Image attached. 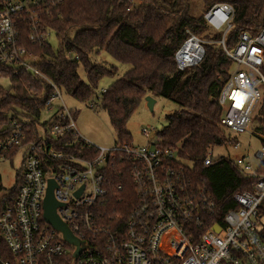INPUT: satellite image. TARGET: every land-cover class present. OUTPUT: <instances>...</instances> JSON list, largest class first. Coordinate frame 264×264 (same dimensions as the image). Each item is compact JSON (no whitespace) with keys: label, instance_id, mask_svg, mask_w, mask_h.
I'll list each match as a JSON object with an SVG mask.
<instances>
[{"label":"built area","instance_id":"obj_1","mask_svg":"<svg viewBox=\"0 0 264 264\" xmlns=\"http://www.w3.org/2000/svg\"><path fill=\"white\" fill-rule=\"evenodd\" d=\"M44 7L45 0H0V63L49 83L52 92L44 111L49 116L44 122L58 119L46 130L39 128V137L31 140L22 123L9 117L10 134L0 142V160L17 150L23 175L14 205L0 214V237L11 255L1 263L264 264V172L259 170L264 148L256 155L257 167L247 157L230 161L248 178L249 189L220 204L190 175L191 167L176 148L151 137L156 134L153 128L142 129V145L132 141L113 148L95 146L77 130L63 101L65 93L41 73L38 64L43 57L24 46L25 41L42 46L56 40L55 33L41 25L39 10ZM233 14L229 4H215L204 20L212 33L222 34L215 43L233 63L218 100L220 126L244 134L264 99V27L254 36L241 33L228 50L225 37ZM205 43L187 31L174 56L177 69L198 66L205 57ZM212 148L203 160L206 167L217 160ZM116 162L122 178L132 183V193L123 185L114 187L109 174ZM50 180L56 184L58 216L86 245L77 258L76 247L44 218Z\"/></svg>","mask_w":264,"mask_h":264},{"label":"trees","instance_id":"obj_2","mask_svg":"<svg viewBox=\"0 0 264 264\" xmlns=\"http://www.w3.org/2000/svg\"><path fill=\"white\" fill-rule=\"evenodd\" d=\"M198 1L203 13L194 16L192 3ZM45 0L39 10L41 25L51 29L58 48L51 44L24 46L43 57L38 67L61 91L79 103L96 99L93 108L108 115L118 142L132 143L127 122L142 101L151 96L179 106L167 115V125L157 131L165 147H174L190 168L199 185L208 187L220 204L249 189V180L236 171L228 160L217 159L206 167L203 160L209 148L225 145L228 140L220 126L222 108L219 96L226 85L232 61L215 44L221 33H212L204 20L205 12L215 4H229L234 14L225 37L228 50L235 47L239 35H256L264 27V0ZM187 31L206 42L205 57L196 67L179 71L175 53L187 39ZM105 51L120 66L131 69L120 74L119 66L95 63L93 58ZM83 68L86 81L79 70ZM264 72V69H263ZM100 94L102 80L114 79ZM2 80L8 84L3 85ZM52 87L45 80L26 72H15L0 63V142L9 137V117L22 123L29 139L38 129H47L58 119L41 122ZM254 131L264 137V99L253 117ZM6 128V129H5ZM48 137H52L48 134ZM71 137V136H69ZM18 151L5 155L12 161ZM190 162L191 165H188ZM109 174L114 187L123 185L132 193V183L118 171ZM264 172V163L260 167ZM23 164L16 172L12 188L4 189L0 176V214L14 205L22 183ZM116 203V198L113 199ZM231 206H227V209ZM11 255L0 237V264Z\"/></svg>","mask_w":264,"mask_h":264},{"label":"rangeland","instance_id":"obj_3","mask_svg":"<svg viewBox=\"0 0 264 264\" xmlns=\"http://www.w3.org/2000/svg\"><path fill=\"white\" fill-rule=\"evenodd\" d=\"M141 1L136 0L135 3L140 4ZM191 13L194 16L203 13V7L200 2L194 1L192 3ZM52 45L54 50L58 48V43L54 39H52ZM93 61L95 63H103L108 67L119 66L121 67L120 74L131 69L128 65L120 66L105 51H102L99 56H95ZM79 73L82 80L86 81V74L83 68H80ZM120 77L121 75H117L114 79L105 78L102 80L97 93L100 94L113 81ZM1 82L3 85L8 84L4 80ZM155 100L156 104L154 109L150 111L144 99L127 122V130L132 136L133 143L136 145H142L146 142L145 136L141 133L142 129L153 128L156 132L162 130L167 125V115L179 109L178 105L169 100L163 98H155ZM63 101L70 111H72L76 128L85 139L95 146L102 148H113L118 143L117 137L110 125L108 115L105 112H100L93 108L96 99L82 104L64 94ZM48 116V113H43L40 118L41 122H44ZM254 125L255 122L252 120L250 130L244 134H237L228 129H224L229 142L224 146L212 148V158L215 160L223 159L236 162L238 159L247 157L253 167H257L260 161L256 158V155L264 148V137L254 131ZM151 137H155L153 133ZM235 145H239V147L235 148ZM22 161L21 153H18L12 161L8 159L0 160L1 185L5 190L13 187L16 172L20 169ZM187 164L191 165L190 162H187Z\"/></svg>","mask_w":264,"mask_h":264},{"label":"water","instance_id":"obj_4","mask_svg":"<svg viewBox=\"0 0 264 264\" xmlns=\"http://www.w3.org/2000/svg\"><path fill=\"white\" fill-rule=\"evenodd\" d=\"M145 101L147 102L149 110L153 111L156 104L155 98L148 96L145 98ZM55 186V182L50 180L47 196L44 202V218L46 222L49 223L57 232L63 235V238L66 242L76 247L74 256L77 258L82 250L85 249L86 245L73 235L69 227L58 216L57 208L60 206V203L54 197L53 190ZM214 230L219 231V228L215 227Z\"/></svg>","mask_w":264,"mask_h":264}]
</instances>
